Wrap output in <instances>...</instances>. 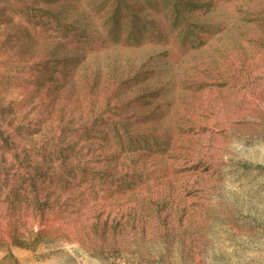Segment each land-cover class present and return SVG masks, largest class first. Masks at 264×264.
<instances>
[{
    "label": "rangeland",
    "instance_id": "374dc122",
    "mask_svg": "<svg viewBox=\"0 0 264 264\" xmlns=\"http://www.w3.org/2000/svg\"><path fill=\"white\" fill-rule=\"evenodd\" d=\"M0 264H264V0H0Z\"/></svg>",
    "mask_w": 264,
    "mask_h": 264
}]
</instances>
